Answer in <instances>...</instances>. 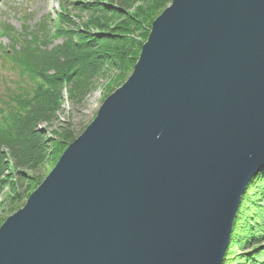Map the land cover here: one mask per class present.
<instances>
[{
	"label": "water",
	"instance_id": "1",
	"mask_svg": "<svg viewBox=\"0 0 264 264\" xmlns=\"http://www.w3.org/2000/svg\"><path fill=\"white\" fill-rule=\"evenodd\" d=\"M263 171L264 0H173L1 225L0 264H223Z\"/></svg>",
	"mask_w": 264,
	"mask_h": 264
},
{
	"label": "trees",
	"instance_id": "2",
	"mask_svg": "<svg viewBox=\"0 0 264 264\" xmlns=\"http://www.w3.org/2000/svg\"><path fill=\"white\" fill-rule=\"evenodd\" d=\"M145 1L149 7L142 13L143 18L156 19L158 5ZM126 3L127 0H63L56 18L43 21L46 24L50 20L46 32L22 38L20 47H11L7 53L21 68L18 79L7 88V101H0L4 104L0 108V194L10 172V178H15L11 213L43 181L41 168L46 165L50 141L39 128L43 122L57 119L63 96L77 108L94 90L104 67L119 68L120 62H137L148 35L133 42L126 35L109 34L113 26L108 20L123 16L120 11ZM73 13L91 18L83 32L76 29ZM137 16L132 17L133 23H139ZM55 39L62 43L47 49L45 41ZM12 43L18 45L16 41ZM66 131L60 138V147L75 140L70 129ZM5 220L0 219V227ZM223 264H264V171L251 181L243 196Z\"/></svg>",
	"mask_w": 264,
	"mask_h": 264
},
{
	"label": "rangeland",
	"instance_id": "3",
	"mask_svg": "<svg viewBox=\"0 0 264 264\" xmlns=\"http://www.w3.org/2000/svg\"><path fill=\"white\" fill-rule=\"evenodd\" d=\"M151 1L155 2L158 5V8L156 7V19L168 7H170L173 2V0ZM61 3H63V0H0V52L2 54L0 56V92L2 93L0 101H7L8 97H6L5 95L7 92V88L12 81L18 79V75H20L21 71L20 66L17 65V67L15 65V60L7 55V53H10V48L17 46L20 47L22 38L24 40L26 37L32 34L46 32L50 20L46 24L43 21L49 17L51 19H55L56 13L61 10L59 6V4ZM122 5H124V8L121 7L123 10L120 12L123 16H120L119 14L120 17L112 16L111 19L108 20V24L111 23L113 26L109 29V34L111 33L116 35L120 33L122 35L128 36L129 39L133 42H136L138 39L140 40L147 35L149 36L151 26L156 20H146L145 18H143L142 13L147 11L149 2L145 0H127V3ZM73 14L75 15L74 20L76 29L79 32H83V26L85 25V23H87V21L91 22V18H89L87 15L79 13ZM134 15H138L137 17L139 23H133L134 21H132V17ZM115 29H118L116 30L117 32L115 31ZM12 41H16L18 45L15 46ZM45 42L46 45H49V47L47 46V49L56 47L62 43L59 39H55L53 42ZM140 53L138 55V59ZM10 58L15 63L11 61ZM128 63L129 65H127L125 61L122 63L120 62L119 65L121 66L119 68L110 67V65L104 67L101 73H99V78L95 83L94 90L87 96L84 103L79 105V107L77 108H73L72 104H70L67 98L63 96L64 103L62 105V110L56 115L57 119H51L50 122H43L40 125L41 127L39 129L45 132L47 139L50 141L48 144L49 155H47V159L45 162L46 165L42 166L41 168V172L44 176L43 181L53 170L59 158L66 151L68 146L73 143L66 142L67 145L66 143H64L65 146H59V141H61L60 138L63 136L65 131L67 130L66 132H68V130L70 129V131L74 135L73 138H75V140L85 131V129L96 117L103 101L108 96L112 95L117 89H119L133 73L134 67L137 62L132 64L130 60V62ZM3 105L4 104H0V108H2ZM56 152L61 153L58 155ZM3 153L9 155L7 149H3ZM10 176V172H7V178L5 181L8 184L4 186L0 194L1 220L7 219L18 210H20L29 198H24L21 203L17 205V207H14V209H18L11 213L10 209L13 208V205H11V196L15 194L12 185L15 181V178H10Z\"/></svg>",
	"mask_w": 264,
	"mask_h": 264
}]
</instances>
